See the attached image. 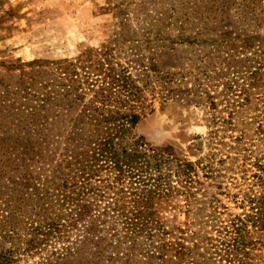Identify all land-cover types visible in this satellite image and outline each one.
<instances>
[{"label": "rangeland", "instance_id": "374dc122", "mask_svg": "<svg viewBox=\"0 0 264 264\" xmlns=\"http://www.w3.org/2000/svg\"><path fill=\"white\" fill-rule=\"evenodd\" d=\"M209 258L264 264V0H0V264Z\"/></svg>", "mask_w": 264, "mask_h": 264}, {"label": "trees", "instance_id": "16d2710c", "mask_svg": "<svg viewBox=\"0 0 264 264\" xmlns=\"http://www.w3.org/2000/svg\"><path fill=\"white\" fill-rule=\"evenodd\" d=\"M230 89H231V87H230ZM246 91L247 90L243 89V88H242V90H239V92L243 93L245 96H246ZM247 98H248V96L246 97L247 102L244 101V98H243V102L242 103L237 101L236 102L237 103V109L232 111V113H229L230 117L226 121H224L227 125L230 126L231 131H237V132L240 133L237 136H232V138L234 140L233 142H235L234 144H236L235 150L239 151V152L246 150V149H243V148H244L245 141L248 140V133L245 132V128L243 127L242 129H240V126L238 125L240 120H242V117H239L238 115H239V112L241 111V109H243V107L249 102V100ZM209 99L212 102V106L216 107L217 104L213 101V98L209 97ZM125 118H126V122L125 123L122 122V127H125V124H127V123H131V126L135 125V117L126 116ZM241 122H244V121L242 120ZM241 125L243 126L244 124H241ZM179 167H180V170L183 171L185 169V167H191V165L189 163H184V164H180ZM262 198L263 197L254 199V202L257 204V206H258L257 208H259V209H260ZM258 212H259V210H258ZM233 242L236 243L237 241H233ZM232 246L236 247V245H232ZM196 248H200L199 244H196ZM189 252H191V250H189ZM197 255L199 257H203V255L201 253H198ZM209 259L211 260V264H217L218 263L217 259H215V258H209ZM195 263L199 264V262L196 259H195Z\"/></svg>", "mask_w": 264, "mask_h": 264}]
</instances>
